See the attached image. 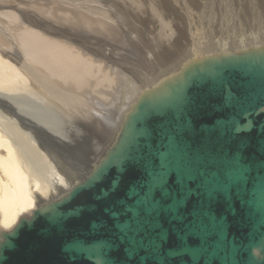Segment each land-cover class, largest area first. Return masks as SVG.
<instances>
[{"label":"water","instance_id":"1","mask_svg":"<svg viewBox=\"0 0 264 264\" xmlns=\"http://www.w3.org/2000/svg\"><path fill=\"white\" fill-rule=\"evenodd\" d=\"M122 127L83 181L2 232L0 264H264V46L194 63Z\"/></svg>","mask_w":264,"mask_h":264},{"label":"bare ground","instance_id":"2","mask_svg":"<svg viewBox=\"0 0 264 264\" xmlns=\"http://www.w3.org/2000/svg\"><path fill=\"white\" fill-rule=\"evenodd\" d=\"M189 1L194 7L196 1ZM197 5L194 20L204 10ZM88 6L86 0H0V240L2 232L64 197L101 163L146 92L194 63L264 46L260 37L209 43L184 54V45L168 37V27L149 33L156 39L134 41V9L140 16L144 7L134 8V1L95 13ZM237 12L213 7V33L264 28L260 14ZM173 58L176 63L168 64ZM68 127V134L59 132ZM87 128L101 140L92 142L89 162L74 163L70 150Z\"/></svg>","mask_w":264,"mask_h":264},{"label":"rangeland","instance_id":"3","mask_svg":"<svg viewBox=\"0 0 264 264\" xmlns=\"http://www.w3.org/2000/svg\"><path fill=\"white\" fill-rule=\"evenodd\" d=\"M133 1L134 8L136 6H144L142 10L139 9L141 12L140 16L136 14V10L134 9V41L138 40L144 42L148 38L151 40L156 39V36L158 35L150 36L149 33H158V29H160L161 27H168V37L174 39L175 42L184 45L180 53L183 51L184 54H188L191 50H193V48H196L198 46H206L209 43L233 44L243 40H252L253 38L264 37V28L252 30L245 29L241 32H239V30L234 29L237 32L234 34H228L233 31L228 30L226 36H222L225 34L213 33L214 19L210 15V12L214 7L215 10L220 8L223 12H227L228 10H234L235 12L238 11L237 13H239L240 15H247L249 17H254L257 14H260L258 20L264 21V0H190L189 2L196 1L194 2V7L192 8H198L196 7L197 2L199 3V5L197 6H201L202 9L204 8V10L199 11L195 20L193 19V14L196 15L197 12L195 9L193 10L188 3H186V0H156L155 4L151 5H148L146 3L147 0H86V2H88L89 4L88 10L94 13L100 11V7H106L107 11H111V9H109L110 6H114V9H118L123 7L124 4ZM250 3H252V5ZM251 8L253 10V15H251ZM248 12H250L251 14ZM198 16H200L201 20L198 18ZM216 20L217 23H219L218 21H220V18H217ZM112 22L115 26L118 35H120L121 38L126 39L125 31L120 28L119 24L115 20H113ZM174 25H179L184 32H178ZM228 26L231 25L228 24ZM217 27L219 28V25ZM180 53L179 55H177V57L183 58ZM111 54L113 55L114 52H112ZM176 61L177 60L173 58L171 61L168 62V64L174 65ZM154 65L157 66V64ZM158 67H160V65ZM59 129H61L59 130L60 133L68 134V130H70V127H68V129ZM85 132L86 134H83L79 139H76V135H71L73 139H76V143L78 144L75 145L76 143H71L74 144V149L70 150L72 154L70 158L72 161H74V163H80L81 158L82 161L89 162V157L92 158L94 156L92 142H95V140H98L99 138H97L98 136L95 135L96 131L95 133H92V131H89L87 128ZM58 139L62 138L58 137ZM89 151H91V153ZM90 154L93 156H91ZM80 167L82 168L83 164Z\"/></svg>","mask_w":264,"mask_h":264}]
</instances>
